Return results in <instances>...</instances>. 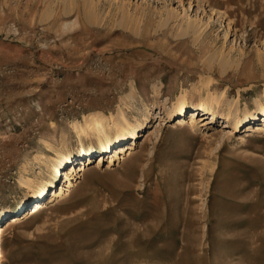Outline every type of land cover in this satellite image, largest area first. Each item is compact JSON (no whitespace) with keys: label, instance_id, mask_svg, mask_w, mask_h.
Here are the masks:
<instances>
[{"label":"rangeland","instance_id":"obj_1","mask_svg":"<svg viewBox=\"0 0 264 264\" xmlns=\"http://www.w3.org/2000/svg\"><path fill=\"white\" fill-rule=\"evenodd\" d=\"M181 92L186 112L215 98L216 119L175 127ZM259 102L264 0H0V224L58 193L50 163L98 150L87 116L144 134L3 229L0 264H264Z\"/></svg>","mask_w":264,"mask_h":264},{"label":"bare ground","instance_id":"obj_2","mask_svg":"<svg viewBox=\"0 0 264 264\" xmlns=\"http://www.w3.org/2000/svg\"><path fill=\"white\" fill-rule=\"evenodd\" d=\"M187 99H188L187 93L181 92L174 102L173 110L179 113V115L174 120L176 122L175 127L176 126H182L185 123H187V124L189 123L191 126L194 127L197 125V123H196L197 119L200 117H201L199 119L200 121L208 120V118L211 119V121H208L206 124H211V122L214 119H216L217 113L214 111V105L218 104V101L215 98H213L212 96H209L206 99H203L200 102V104L196 108H194V110H191L190 112L185 111ZM258 108L261 111V113L263 114V118H264V103L261 104L259 102ZM199 112L201 114H199ZM244 112H245V114H247L248 110L245 109ZM185 114H189L188 119L185 118ZM225 118H226V123H228L230 121L229 115H225ZM146 119H147V117H144V120H146ZM262 122L264 123V119L262 120ZM85 123H86V128L79 126L80 133L78 134V138H79L80 146H82V140H81L82 133L85 134L86 130L90 129V131L92 132V136H94V138L97 140V143L99 146L98 150L91 149L90 151H88V150H84L81 147L79 150L80 155L78 156V158L79 157L80 158L76 159V160H80V163L71 167L70 170H68L69 168H67V167L65 169L60 170L59 167H54L53 162L50 163V168L54 169V173H59L61 175L62 170H63L62 175L63 176L65 175V182L63 184H59L57 186L58 187V193L56 194V192L52 190V193H53L52 196L56 195L55 198H52V196H51L50 199L47 200V202H46L42 197H40L37 200H35L31 204L32 206L29 209H27L25 212H20V213L11 215L4 222H2V224H0V236L2 235L3 229L12 228L18 224L25 222L28 219L34 217L39 211L46 208L47 204L50 203L52 200L54 201V200L62 199V198H65L66 196H68L70 194L72 188H75L77 186V182L83 177L84 172L86 171V168L91 165V163H92L91 158L93 157V152L94 153L98 152L100 154V156H99L100 158L103 154L105 155L109 151H110V153L113 152V155L110 158V165L109 166H111L112 161L115 160V161H119L118 163H120L122 160L125 159L126 156H128L133 151L132 146L127 145V143L119 145L122 142V140H121L119 143V139L121 137H123L125 134L130 135V137L128 139L132 140V141L134 140L133 144L136 145L135 140L138 137H143V135H144L142 133H139V130H140L139 128L141 127V124H139V122H137L135 125L130 124L129 122L126 121L123 114L120 115V120H119V122H117L115 124L114 130L110 129L109 131H107L104 122L98 116L96 117L95 115L87 116L85 118ZM246 126L252 128L254 131H256V130L262 131V127L259 125H253L252 126L250 124H247ZM245 131H248V130H245ZM111 135L114 137L115 140H117L116 141L117 143L116 142H115L116 144L114 143V147H112V149H111ZM57 155L59 157L58 161L61 164V166H64V164H67L70 161H75V160H72L70 153L68 152V150H65V149H62L61 152L58 153ZM85 158H87L86 162H83V159H85ZM103 160H104V158H102V161ZM75 167H77V171H76V174L73 175V171L76 169ZM22 183L27 184L24 181H22ZM42 184H44L43 181H41L37 185L39 186V188H41ZM49 184H50V182H48V185ZM51 187H53V186H51ZM28 188H31V191L34 193L35 187L33 186V184L29 183ZM43 190H45V189H43ZM21 209H22V207L19 210H21ZM1 257H2V255L0 254V258Z\"/></svg>","mask_w":264,"mask_h":264}]
</instances>
